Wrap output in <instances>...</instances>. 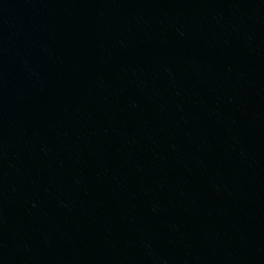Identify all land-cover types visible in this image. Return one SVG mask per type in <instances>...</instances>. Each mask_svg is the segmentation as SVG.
I'll return each mask as SVG.
<instances>
[{
	"label": "water",
	"instance_id": "95a60500",
	"mask_svg": "<svg viewBox=\"0 0 264 264\" xmlns=\"http://www.w3.org/2000/svg\"><path fill=\"white\" fill-rule=\"evenodd\" d=\"M0 264H264V0H0Z\"/></svg>",
	"mask_w": 264,
	"mask_h": 264
}]
</instances>
